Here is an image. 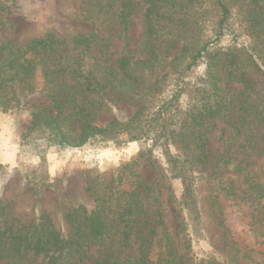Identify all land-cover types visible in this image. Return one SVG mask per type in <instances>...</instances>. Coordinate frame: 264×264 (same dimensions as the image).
I'll list each match as a JSON object with an SVG mask.
<instances>
[{
	"label": "rangeland",
	"instance_id": "374dc122",
	"mask_svg": "<svg viewBox=\"0 0 264 264\" xmlns=\"http://www.w3.org/2000/svg\"><path fill=\"white\" fill-rule=\"evenodd\" d=\"M132 1L129 30L121 35V26L114 18H105L103 27L90 19L84 0H0V43L24 46L54 32L65 43L61 54L76 56L84 70L109 69L124 54L125 34L129 49L136 56L144 41V12L149 4L145 0ZM226 1L231 12L223 33L217 25L219 15L208 8L210 15L200 22L203 27L194 35L199 44L209 41V51L187 73L174 74L179 77L176 87L169 86L168 92L150 106V112L155 111L178 88L181 95L178 108L171 110L174 115H187L215 90L227 100L221 114L211 118L214 123L206 132V163L195 165L190 173L196 209H187L182 179L173 175L160 144L162 140L151 133L130 140L124 131L114 141L92 139L75 146L49 142L41 128L30 130L34 111H57L53 107L54 95H60L58 91L62 89L59 81L49 82L37 73L28 83H14L15 98L12 92L7 94L11 99L9 110L0 108V230L6 228L10 232L47 221L59 233L70 234L73 227L66 220V213L80 206L90 210L95 207L90 182L108 187L113 180L111 187L142 192L147 228L155 224L157 211L163 213L165 231L162 226L156 229L159 234L154 238L153 261L164 253V234H168L177 254L187 264H264V125L255 119L253 111L246 109L249 104L264 105V84L257 81L251 60L245 55L253 45L249 36L253 6L246 0ZM113 2L110 0L111 17L116 10ZM202 3L210 6L211 0L193 5V18L201 19L198 8ZM259 6L264 10V0ZM77 34L93 35V41L75 47L72 37ZM222 51L230 52L229 61L240 54L253 87L226 80L225 70L212 80L210 57ZM183 63L180 60L177 64L182 67ZM211 67L213 71L222 69L217 62ZM77 101L79 105L80 100ZM94 104L93 123L99 126L111 121L125 124L138 110L137 105L122 98H100ZM69 123L74 122L64 120V124ZM74 125L78 127L77 123ZM171 152H177L174 145ZM99 248L92 245L88 258L78 264H93ZM137 248L138 244L134 251Z\"/></svg>",
	"mask_w": 264,
	"mask_h": 264
},
{
	"label": "trees",
	"instance_id": "16d2710c",
	"mask_svg": "<svg viewBox=\"0 0 264 264\" xmlns=\"http://www.w3.org/2000/svg\"><path fill=\"white\" fill-rule=\"evenodd\" d=\"M84 1L87 15L99 27L106 25L104 20L108 17L114 18V22L121 26V35L129 30L132 0H114V17L110 13V0ZM201 1L145 0L149 6L144 12V41L138 56L129 49L125 34L124 54L115 64H110L109 69L84 70L76 56L61 54L65 43L54 32L32 39L24 46L0 43V108L2 111L9 110L11 99L7 98V94L10 91L15 98L14 83H28L37 73L49 82L59 81L62 89L58 91L60 95H54L56 102L53 106L57 111L53 113L47 108L34 111L30 130L41 128L49 142L75 146L92 139L114 141L124 131H127L130 140L153 134L162 140L160 144L173 175L182 179L184 200L187 209L192 212L197 207V201L190 173L195 165L206 163L209 155L206 151V132L214 123L211 118L221 114L227 100L215 90L208 93L201 106L193 108L187 115H174L171 110L178 108L177 100L181 95L178 88L169 98L162 100L155 111L150 112V106L161 94L168 92L169 86L171 89L176 87L179 77L175 75L187 73L209 51V41L199 44V38L194 35L203 27L200 22L210 15L208 8L216 10L220 17L217 22L219 32L224 31L231 12L227 1L211 0L210 6L202 3L198 8L201 19H195L191 9ZM246 1L253 6L249 27L253 45L245 55L251 60V69L257 81L262 80L264 84V10L259 6L260 0ZM188 38L190 41L186 42ZM91 41L93 35L77 34L72 37L75 47L87 46ZM229 53L216 52L210 57L208 67L212 80L225 70L226 80L234 79L253 87V80L247 78L249 70L245 68V61L239 53L229 61ZM180 60L184 61L182 67L177 64ZM213 62H217L222 69L213 71ZM78 94L81 97L78 98ZM86 98L90 101L85 102ZM100 98L108 101L122 98L137 105L138 110L125 124L111 121L99 126L93 123L91 109ZM77 99L80 100L79 105ZM145 109H148L147 113H144ZM246 109L253 111L255 119L264 125V105L249 104ZM68 118L74 122L73 125L64 124ZM171 145H174L176 153L171 152ZM112 183L113 180L107 184L108 187H97L99 183L90 182L89 190L95 197V207L90 210L80 206L66 213V220L73 227L70 234L59 233L47 221L10 232L6 228L0 230V264H78L88 258L92 245L100 247L93 264H187L177 254L168 234H164V253L156 262L151 259L154 238L159 234L156 229L162 226L165 231L163 213L157 211L155 224L147 228L146 208L140 199L142 192L111 187ZM136 244L138 248L134 251Z\"/></svg>",
	"mask_w": 264,
	"mask_h": 264
}]
</instances>
